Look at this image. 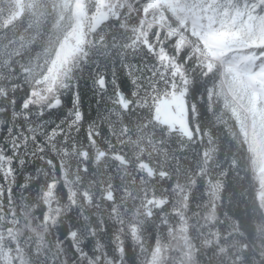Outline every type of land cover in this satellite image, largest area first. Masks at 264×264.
Returning a JSON list of instances; mask_svg holds the SVG:
<instances>
[{
  "label": "snow or ice",
  "instance_id": "6c2138e0",
  "mask_svg": "<svg viewBox=\"0 0 264 264\" xmlns=\"http://www.w3.org/2000/svg\"><path fill=\"white\" fill-rule=\"evenodd\" d=\"M0 125V264H264V0H0Z\"/></svg>",
  "mask_w": 264,
  "mask_h": 264
},
{
  "label": "trees",
  "instance_id": "16d2710c",
  "mask_svg": "<svg viewBox=\"0 0 264 264\" xmlns=\"http://www.w3.org/2000/svg\"><path fill=\"white\" fill-rule=\"evenodd\" d=\"M145 59L147 58L144 57L143 54L136 56L129 55L127 57L126 62L143 67L142 61ZM103 70L105 71V74L108 76L109 79L112 78V72L115 71L117 79L128 81L130 86V80L129 77L127 76V70L123 67V65L120 62L115 60H113L112 62H107ZM22 95L23 92L17 94L18 98L21 97ZM96 99L97 98L93 97L92 92L87 87H85V94L83 96V108L88 116H95L96 115L95 110H99L98 105L96 103ZM33 111H35V109ZM56 114H59V112L57 111ZM33 119H35V117H33ZM51 119L55 120V115L51 117ZM225 119L228 118L225 117ZM234 127H235L234 121L229 119L228 124L218 129L217 133L218 135L223 137L225 136L226 132L233 130ZM7 135H8L7 129L3 125H0V143H7ZM239 155L243 161L244 154L240 153ZM246 167L247 164L245 161L241 165V171L239 173V177L234 179V187L236 189L238 196H242L243 198V202L241 203V211L243 212L246 209L250 222L252 224H255L257 221V216L254 213L253 209H254L256 194L260 191V185L258 180L254 177L253 173L245 170ZM32 168L33 165L30 164L28 166V171H31ZM24 172H25L24 168H19V173L21 175L18 176V180H20L21 182L23 180ZM15 191H16V195H20V190L18 188ZM149 242L151 243V241ZM128 244L130 245L131 242H128Z\"/></svg>",
  "mask_w": 264,
  "mask_h": 264
}]
</instances>
